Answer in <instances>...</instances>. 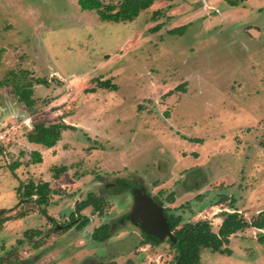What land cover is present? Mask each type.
Wrapping results in <instances>:
<instances>
[{"label": "rangeland", "instance_id": "374dc122", "mask_svg": "<svg viewBox=\"0 0 264 264\" xmlns=\"http://www.w3.org/2000/svg\"><path fill=\"white\" fill-rule=\"evenodd\" d=\"M0 46V209L28 213L0 231V264H171L172 244L146 245L131 222L90 246L93 227L130 211L131 193L105 201L102 216L83 210L86 232L57 227L118 178L215 231L223 209L264 210V0H156L121 23L78 0H0ZM12 70L34 82V114L2 84ZM108 79L116 90L100 86ZM60 121L75 127L55 147L27 141L35 123ZM30 181L54 189L50 218L24 199ZM258 233L233 235L232 256L201 250V264H264Z\"/></svg>", "mask_w": 264, "mask_h": 264}, {"label": "trees", "instance_id": "16d2710c", "mask_svg": "<svg viewBox=\"0 0 264 264\" xmlns=\"http://www.w3.org/2000/svg\"><path fill=\"white\" fill-rule=\"evenodd\" d=\"M156 0H79V5L84 10H95L98 12L101 20L112 21L116 23L134 21L142 11L148 10ZM245 0H229L232 5H238ZM180 27L174 31L182 32L185 27ZM5 49L0 46V64L3 61ZM12 70L10 74L3 80V85L12 86V91L18 97V99L25 103L29 112L35 113L34 106V82H23ZM18 79V80H17ZM38 80V79H37ZM38 83L46 85V81L39 79ZM100 86L104 88L117 89V86L113 84L109 79L100 82ZM71 128L70 125L63 121L55 123L37 122L33 125V128L27 133V139L29 142L37 143L45 147H53L61 139L64 130ZM196 141V139H192ZM33 161L35 163L42 162V154L39 151H35L32 154ZM20 166V163L15 162L11 165V169H16ZM48 183L35 184L30 181L25 185L26 191L24 197L31 198L33 195H38L37 201L42 202L44 200L43 195L47 194ZM25 216V212L20 211L16 215H8L6 209L0 210V229L11 220L22 218ZM231 219H227V225L221 228L219 235L213 233L207 225H184L178 234V263L177 264H199L200 263V248L209 247L212 250H221L223 239L226 235L232 233L234 228H240L243 226L239 224L238 219L235 216H231ZM181 218L174 219L172 225L175 226ZM254 225L264 227V213L260 214L257 219L253 221ZM35 234L33 231L30 237ZM27 235V236H29Z\"/></svg>", "mask_w": 264, "mask_h": 264}, {"label": "flooded vegetation", "instance_id": "af4514ba", "mask_svg": "<svg viewBox=\"0 0 264 264\" xmlns=\"http://www.w3.org/2000/svg\"><path fill=\"white\" fill-rule=\"evenodd\" d=\"M228 2H229V0H228ZM78 4H79V2H78ZM88 11H95V10H88ZM95 12L98 14L97 11H95ZM98 16H99V14H98ZM99 18H100V16H99ZM109 22H112V21H109ZM70 126H71V128L63 131L62 136H63L65 131L71 130L75 127L73 125H70ZM26 138H27V135H26ZM61 139H62V137H61ZM189 140L194 141L192 139H189ZM27 141H28V139H27ZM30 143H32V142H30ZM38 145H40V144H38ZM41 146H43V145H41ZM55 146H53V147H55ZM43 147H45V146H43ZM53 147H51V148H53ZM45 148L51 149L49 147H45ZM42 161H43V158H42ZM17 162L20 163L19 161H17ZM38 163H41V162H38ZM13 170H15V169H13ZM62 170L63 169H61V171ZM44 183L49 184L48 188L46 190V191H48V193L43 195L44 200L41 203L37 201L38 195H33L31 198L24 197V192L22 195H23L24 199L35 198V201L38 204L39 212L43 215L44 218H50V215L48 214L47 210H49V207L51 205L50 199H51V195L54 193V189L51 188L50 183L47 181L42 182V183H35V184L38 185V184H44ZM25 185L26 184H22V187H24V191H26ZM107 186H111L110 188L112 191H106V193H100V192L93 193L92 191H89L87 194H85L86 197L84 199H81L78 203H76L75 210L72 211L70 214L71 219L69 218V221H67V223L59 224L57 227L59 229H61L64 233H66V236H70L69 234H75V233L77 234L79 232H86L87 229H89L92 220L90 217H88L86 215H82L83 210L91 207L93 209V211H95L97 213L98 216H102L103 215V206L105 204V201H108L109 199H112V198L120 197L122 195H125L126 193H128V194L131 193V195H133V197H134V203H133L130 211L127 214H124L121 218L117 219L114 223L112 222V224L111 223H102L99 226L93 227L92 231L89 232V236H90L89 242H91L93 244V245L90 244L91 247H93L94 244H105L107 241L109 242V239L113 236V232H115V229L118 225L122 226V225H125L126 223H129V224L132 223V224L138 226L140 230H142V233H143L142 235L144 236V239H145L144 243L146 245L147 244H149V245H160L161 243H163L166 240L168 242H170L172 244V247L175 249V253H176L174 258H173V262L171 264H177L178 263L177 256H178V251H179L178 250L179 239H178L177 232L179 230H181L184 225H193V226L194 225H202V226L207 225L213 233L219 235L220 229L225 227V225H227V221H228L227 219H231L230 218L231 216H235V218L238 219V221H239L238 225H240L242 223L243 226H241L240 228H234L232 230L233 231L232 233H229L226 235V238L223 239L224 242L221 246V250H212L211 248L204 247V246L201 247L200 248V263L199 264H201V250H210L212 252H219V253L227 255V256H232L234 254L233 250L228 245L230 244L231 237L233 235L237 234V232H239V231L243 232L247 229H252V228L256 229L259 232L258 235L256 234L258 236L256 239L259 241V243L262 240H264V227H260L258 225L253 224L254 219H257L260 216V214L264 213V210H261L255 216H252V219H246L241 214V211L237 210L236 207H232L229 209L228 208L223 209V211H221V214H220L222 217L221 224L219 225L217 231H215L213 229V223L210 220L186 221L184 218V215L181 213H178V211H177L178 207H177V209L171 208V207H166L163 204V202H161L159 200L158 197L151 194L148 190L145 189V187H143L139 184H136V182L133 181L132 179L118 178L115 183H108ZM134 189H144L143 192H145L147 194V196L154 202V204H156L158 207H160L162 209V211H163V213H164V215L167 218L168 223H169V232L165 236L160 237L158 235H155V236L149 235L146 231H144L141 228L139 223L136 221L135 214H134L135 208H136V206H135L136 196L134 194ZM167 200L169 203L175 202L174 193L169 194V196L167 197ZM219 203L222 204V201H220ZM180 208H181V206H180ZM27 214L28 213H25V216H23L22 218L26 217ZM8 215H9V213H8ZM178 217L181 218L180 221L175 226H173L172 223H173V221H175L174 219H176ZM15 220H17V219H15ZM2 229H0V231ZM33 232L35 234H33L32 237H30V235L27 237L28 238H34L35 237L34 235H37V234L40 235L41 231L37 230V231H33ZM157 232L162 233V231H160V230ZM132 236H134V235H131V237ZM85 241H86V239L83 238L82 243H84ZM144 243H142V246Z\"/></svg>", "mask_w": 264, "mask_h": 264}, {"label": "water", "instance_id": "95a60500", "mask_svg": "<svg viewBox=\"0 0 264 264\" xmlns=\"http://www.w3.org/2000/svg\"><path fill=\"white\" fill-rule=\"evenodd\" d=\"M144 189H134L135 199V219L149 235L165 236L169 232V223L162 209L158 207L147 196ZM162 231L158 233L157 231ZM175 239V238H174Z\"/></svg>", "mask_w": 264, "mask_h": 264}]
</instances>
